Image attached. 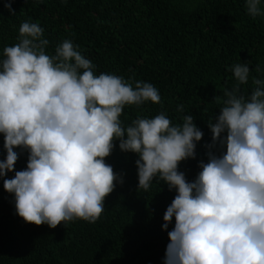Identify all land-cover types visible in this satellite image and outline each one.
Returning <instances> with one entry per match:
<instances>
[{"label": "clouds", "instance_id": "clouds-1", "mask_svg": "<svg viewBox=\"0 0 264 264\" xmlns=\"http://www.w3.org/2000/svg\"><path fill=\"white\" fill-rule=\"evenodd\" d=\"M260 5L246 0L248 14L264 15ZM5 7L14 14L10 3ZM43 32L37 23H22L19 42L6 46L0 61V134L7 152L0 178L15 196L18 216L52 229L96 223L116 183H124L106 163L119 141L122 152L139 157L138 191L150 190L158 178L177 193L163 217L165 231L175 218L165 264H264V80L253 78L251 95L241 94L248 63L232 65L237 83L225 91L219 115L208 120V161L188 182L178 169L196 158L203 138L194 116L173 126L160 113L123 126L126 105L159 104V91L143 81L133 87L123 77L95 75L67 39L46 54ZM16 148L29 153L26 170H15ZM9 172H15L11 179Z\"/></svg>", "mask_w": 264, "mask_h": 264}, {"label": "trees", "instance_id": "trees-1", "mask_svg": "<svg viewBox=\"0 0 264 264\" xmlns=\"http://www.w3.org/2000/svg\"><path fill=\"white\" fill-rule=\"evenodd\" d=\"M8 3L14 14L5 7ZM260 7L264 11V0ZM24 22L44 30L46 54L54 55L67 39L95 66V75L123 77L133 87L143 81L159 91V104L126 105L123 126L160 113L173 126L182 125L184 116L193 115L203 138L196 158L179 165L188 182L201 171L200 162L208 161V120L219 115L225 91L237 83L232 65L248 63L249 80L241 85L246 97L254 90L253 78L264 80V15L251 17L246 0H0V61L6 46L19 42ZM14 151L19 157L15 170H26L29 153ZM6 156L0 134V161ZM137 159L115 142L106 163L124 183H116L94 224L77 220L55 229L28 224L16 213L15 196L0 178V264H165L175 218L165 231L163 217L177 193L158 178L150 190L138 191ZM14 175L9 172L6 178Z\"/></svg>", "mask_w": 264, "mask_h": 264}]
</instances>
